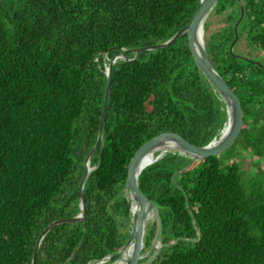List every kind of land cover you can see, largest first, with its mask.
Instances as JSON below:
<instances>
[{
    "label": "trees",
    "instance_id": "1",
    "mask_svg": "<svg viewBox=\"0 0 264 264\" xmlns=\"http://www.w3.org/2000/svg\"><path fill=\"white\" fill-rule=\"evenodd\" d=\"M240 1L245 11L231 50ZM240 1L218 0L204 38L242 102L244 124L232 145L240 139L249 149L264 141V0ZM199 5L0 0V264H32L45 227L80 212L85 160L99 134L107 57L168 40ZM111 86L103 137L91 157L96 168L84 186L85 218L52 227L36 264H89L115 254L130 233L123 188L138 148L164 132L205 145L227 119L225 103L195 63L187 33L135 60L118 59ZM190 161L169 152L140 173V188L158 204L163 223V246L152 264H264V194L247 198L235 162L216 155ZM156 231L157 223L142 252Z\"/></svg>",
    "mask_w": 264,
    "mask_h": 264
},
{
    "label": "water",
    "instance_id": "2",
    "mask_svg": "<svg viewBox=\"0 0 264 264\" xmlns=\"http://www.w3.org/2000/svg\"><path fill=\"white\" fill-rule=\"evenodd\" d=\"M217 2L218 0H200V5L197 11L195 12L194 16L192 17V19L189 21V23L184 27H182L180 30H178L168 40L154 45H149L139 48H132V49L122 48L121 52L109 58V63L106 64L105 66V73L107 75L108 82H107V88H106V93H105L104 103L101 113L99 134L95 145L93 146V148L90 150V152L86 157L85 170L79 187L81 210L77 215L58 218L52 221L51 223H49L45 227L35 246L33 252V258H32V264H36L37 254L41 241L52 227L60 223L81 221L85 218L87 212V204L84 197V186L90 172L94 168H96L95 165L94 166L91 165V157L95 153L97 146L103 137V129L107 115L108 102L110 99V94L112 89L111 84L113 78V66L115 62L118 59H123L126 61L135 60L139 57V55L142 52L166 47L172 42H174L182 34L187 33L189 46L194 56L196 65L202 71V73L205 75V77L208 79L211 85L214 87L215 91L219 94L220 99L225 103L227 115L231 114L232 117L231 128L228 131V133L222 138H219L217 142L216 139L218 136H215L208 144L201 146L190 142L189 140L185 139L182 135L175 132L160 133L152 137L145 143H143L138 148V150L136 151V153L134 154L133 158L129 163L128 176L123 188V192L125 193L126 198L129 201L130 211L132 214L129 236L125 244L115 254L107 255L104 258L95 261L94 263L104 264L108 262L113 256L118 254V258L115 261L111 262V264H117V262H119L122 258L123 251L130 246H132V253L130 257L123 264H152L154 262L155 258L157 257L158 253L160 252L163 246L161 240L163 223H162V217L160 214V209L158 204L153 199L149 198L142 191L139 185L140 173L146 166L144 168L141 167L143 166L148 154L156 150L163 143L172 141L178 147V149L176 151H173L172 153H179L182 155L189 156L191 158L190 164H192L197 160H202L212 155H216L219 157L223 151L228 149L236 141V139L241 133L244 124V110L241 99L239 95L234 91V89L229 85L226 79L222 76V74L218 71L213 61L211 60L205 46V38H204L205 22L208 16L210 15V13L212 12L213 8L215 7V5L217 4ZM244 11H245L244 5L240 1V16L235 25V38L231 43V50H233V47L237 41V37H238L237 30L240 22L243 19ZM199 34L201 35L202 41H200L199 39ZM127 50H131L132 52H134V55L132 57H129L126 53ZM257 63L261 64L260 62ZM164 155L165 154H158L155 160H153V162L160 159ZM181 171L182 170L175 172L173 178L177 173ZM132 199H134L138 203V208L135 211L132 209ZM155 223H157L156 235L150 247L151 251L149 254H147L148 253L147 251L142 252L146 243V242L144 243V233L146 228L148 229L149 232L150 228ZM199 238H197L196 240H199ZM177 240H174L169 244L175 243ZM143 258H147V259L141 262Z\"/></svg>",
    "mask_w": 264,
    "mask_h": 264
},
{
    "label": "rangeland",
    "instance_id": "3",
    "mask_svg": "<svg viewBox=\"0 0 264 264\" xmlns=\"http://www.w3.org/2000/svg\"><path fill=\"white\" fill-rule=\"evenodd\" d=\"M107 61H109L108 57ZM219 157L225 162H235L238 165L247 198L257 193L264 194V141L258 142L255 148L247 149V141L239 139ZM128 228L130 229V225ZM252 232L258 234L256 228H253ZM146 251L149 254L151 248L149 247ZM92 264L95 263L92 262Z\"/></svg>",
    "mask_w": 264,
    "mask_h": 264
},
{
    "label": "bare ground",
    "instance_id": "4",
    "mask_svg": "<svg viewBox=\"0 0 264 264\" xmlns=\"http://www.w3.org/2000/svg\"><path fill=\"white\" fill-rule=\"evenodd\" d=\"M199 39L201 40V35L199 34ZM231 124H232V117L231 114L227 115V119L225 121L224 126L222 127L220 134L218 135L216 142L219 140V138H222L223 136H225L228 131L231 128ZM178 149L177 145L172 142V141H168L163 143L161 146H159L156 150L150 152L143 164V166L141 168H144L145 166H147L148 164H150L151 162H153V160H155L156 156L158 154H166L168 152H173L176 151ZM138 208V203L137 201H135L134 199H132V209L135 211ZM148 234V229L146 228L145 233H144V243L146 242V237ZM132 253V246L128 247L127 249H125L123 251V255L122 258L118 263L123 264L131 255Z\"/></svg>",
    "mask_w": 264,
    "mask_h": 264
}]
</instances>
